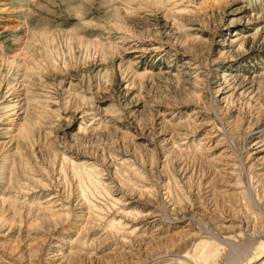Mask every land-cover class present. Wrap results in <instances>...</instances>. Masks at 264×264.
Segmentation results:
<instances>
[{
	"label": "rangeland",
	"instance_id": "1",
	"mask_svg": "<svg viewBox=\"0 0 264 264\" xmlns=\"http://www.w3.org/2000/svg\"><path fill=\"white\" fill-rule=\"evenodd\" d=\"M203 240L264 264V0H0V264Z\"/></svg>",
	"mask_w": 264,
	"mask_h": 264
},
{
	"label": "bare ground",
	"instance_id": "2",
	"mask_svg": "<svg viewBox=\"0 0 264 264\" xmlns=\"http://www.w3.org/2000/svg\"><path fill=\"white\" fill-rule=\"evenodd\" d=\"M93 180V179H92ZM98 184V183H97ZM115 228V227H114ZM217 237V236H215ZM214 237V238H215ZM218 239V238H216ZM219 240V239H218ZM221 241V240H220ZM224 243V242H222ZM209 242L207 240H203V242H201L200 244L196 245V249L198 251L197 257L198 259H201L199 261V264H215L213 261L214 260V256H215V252L213 250L215 249H211L210 247H208ZM228 244V243H227ZM247 247L248 246H242V247H232L233 249L231 250V254L229 256V261H231V263H241L244 262L245 260L250 259L251 258V253L247 252ZM179 264H186V262H183V260L179 261ZM191 264H198V262L193 261Z\"/></svg>",
	"mask_w": 264,
	"mask_h": 264
}]
</instances>
